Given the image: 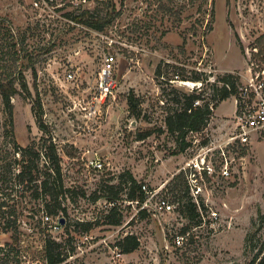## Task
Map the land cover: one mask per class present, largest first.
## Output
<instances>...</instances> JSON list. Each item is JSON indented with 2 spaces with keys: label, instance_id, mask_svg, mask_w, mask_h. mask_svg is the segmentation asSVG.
Listing matches in <instances>:
<instances>
[{
  "label": "rangeland",
  "instance_id": "rangeland-1",
  "mask_svg": "<svg viewBox=\"0 0 264 264\" xmlns=\"http://www.w3.org/2000/svg\"><path fill=\"white\" fill-rule=\"evenodd\" d=\"M84 10L93 12L94 20L110 23L95 30L74 21ZM0 18L16 32H26L33 54L32 60L20 61L32 96H14L13 125L0 98V153L14 139L26 146L51 138L62 159L65 184L74 192L87 191V197L68 202L69 235L57 226V219L51 221L53 227L45 223L39 201L29 193L18 194L20 243L30 255L41 258L44 235L51 233L57 240H71L70 260L76 264H250L264 241V143L247 146L245 153L242 146L228 150L231 173L203 183L198 201L205 203L207 222L196 227L175 198L177 192L183 194L186 178H173L197 157L200 146L193 143L182 152L176 137L160 129L167 113L177 107L175 89L191 92L202 85L179 80L177 73L203 72L209 78L199 89L200 104L214 102L212 84L220 76L229 72L242 79L248 74L246 49L264 33V0H0ZM258 42L262 45L263 35ZM110 56L114 60L108 65ZM160 63L163 77L157 78ZM106 68L117 85L104 102L96 100V112L88 117ZM69 71L75 75L71 81L65 80ZM130 94L139 99V116L129 111ZM36 98L41 99L48 132L36 122ZM233 109L231 99L219 113ZM216 121L205 132L190 134L188 141L211 138V144L225 147L235 131V114L224 120L221 130ZM129 173L149 187H164L174 212L141 213L136 204L118 198L122 225L108 224L106 215L114 205L105 197L112 196L109 185L120 191ZM125 192L119 197H126ZM95 195L103 197L95 201ZM213 210L218 213L215 223L210 218ZM83 222L92 228L85 230ZM4 223L0 217V244L15 243ZM183 227L190 234L177 247L174 235ZM132 233L140 246L122 253L117 242Z\"/></svg>",
  "mask_w": 264,
  "mask_h": 264
},
{
  "label": "trees",
  "instance_id": "trees-1",
  "mask_svg": "<svg viewBox=\"0 0 264 264\" xmlns=\"http://www.w3.org/2000/svg\"><path fill=\"white\" fill-rule=\"evenodd\" d=\"M70 15L71 13H68L67 16ZM85 16H87L86 19ZM94 17L93 12L84 10L78 16H74L73 20L84 23L95 30H102L107 23H110V21L107 23L96 21L93 19ZM23 58H28V60L33 58V54L28 48L26 32H16L11 25H5L3 18H0V98L10 125L14 124V96L21 93H24L28 98L32 96L23 63H20ZM33 72L35 74V69H33ZM155 74L157 78L163 77L162 63L158 64ZM177 79L202 84L191 92H179L175 89L174 102L177 107L172 108L167 113L164 117L165 127L160 129L163 133L167 132L174 135L178 150L184 152L193 145L194 139L188 141V136L203 132L208 128L214 113L211 104L215 108L223 100L237 95L240 76L229 72L220 76L218 81H214L215 83L212 84L214 102L207 101L202 104H200L202 98L199 89L210 83L209 78L204 76L203 72H194L190 75L179 72L177 73ZM197 101H199V104H196ZM139 104V99L134 94H130L128 97L129 111L134 116H139L141 113L138 109ZM32 109L39 127L48 132V127L43 119L44 110L40 98L33 99ZM140 138H144V135H140ZM41 140V142L34 140L23 146L14 139L11 147L0 153V217L2 222L4 218V230L13 232V242H15L0 244V264H76L70 260L74 252L70 239L60 241L53 234L45 233L40 259L36 255H30L28 248L20 243L22 239L18 224V208L15 201L18 194L23 196L29 193L31 198L39 201L46 214L45 223L53 227L55 225H52L51 221L57 219V226L64 227L68 235L71 233L72 226L68 221V202L74 201L76 196L80 198L87 197L85 189L74 192L71 187L65 184L62 159L56 144L51 138ZM210 141L211 138H205L198 145H207ZM242 150L245 153L246 147H243ZM180 177H185L184 171L177 174L173 181ZM143 184L133 174L129 173L121 180L120 191H113L117 185H109L112 196L105 197L107 200H111L114 205L106 215L108 224L122 225V211L115 202L118 198L122 201H144L146 195L142 190ZM123 190H126V197L121 198L119 193ZM183 191V194L177 192V195H175V198L181 204V211L191 222L199 225L201 222L199 207L189 195L186 180ZM100 197H103V195H95L94 200L96 201ZM200 206L203 210H207L203 201L200 202ZM62 219H64V223H62ZM82 224L87 231L92 228V224L89 222H83ZM187 229L188 227H183L182 232H186ZM246 240L249 241V235H247ZM117 246L122 253H130L138 249L140 239L136 234H126L117 242ZM253 248H255V245ZM263 253L264 241L250 264H264Z\"/></svg>",
  "mask_w": 264,
  "mask_h": 264
},
{
  "label": "built area",
  "instance_id": "built-area-1",
  "mask_svg": "<svg viewBox=\"0 0 264 264\" xmlns=\"http://www.w3.org/2000/svg\"><path fill=\"white\" fill-rule=\"evenodd\" d=\"M264 36L262 33L260 36ZM259 36V37H260ZM259 37L253 38V44L248 46L246 54L248 55V68L247 75H243L240 78V84L238 86V93L235 97L237 103V110L235 113V131L224 141L223 147L221 144L198 145V141L195 139L193 143L200 146V151L195 159H192L187 163L186 167L181 171L185 172L186 185L189 189V195L193 198L199 207L201 214V222L198 226L206 224L205 215L202 212L198 197L203 192V183L207 179H214L218 174V177H227L230 175L231 162L227 156L228 150L238 148V146L246 147L253 143H264V45L259 41ZM260 43V44H259ZM114 60L113 56L107 57L108 65ZM108 69H104L100 76L97 95L90 101L88 117H93L96 112V100L104 102L109 96L112 90L116 87L117 82L112 78ZM110 70V69H109ZM74 73L72 71L65 74V80L71 81L74 79ZM199 104V101L196 102ZM83 109H88L86 106H82ZM93 108L95 111H93ZM213 108V104H211ZM205 129L203 132H205ZM229 148V149H228ZM188 150V149H187ZM200 157V159H198ZM94 166L102 167V163L98 161H92ZM180 171V172H181ZM142 190L145 192V199L142 202L138 200L128 201L130 204H136L139 211L145 212L153 210L163 214L172 213L175 210V204L171 198L163 194L164 187L152 188L146 183L142 185ZM211 220L215 223L218 219V213L214 210L211 212ZM189 231L177 233L174 235V243L177 247H182L188 240Z\"/></svg>",
  "mask_w": 264,
  "mask_h": 264
},
{
  "label": "crops",
  "instance_id": "crops-1",
  "mask_svg": "<svg viewBox=\"0 0 264 264\" xmlns=\"http://www.w3.org/2000/svg\"><path fill=\"white\" fill-rule=\"evenodd\" d=\"M233 100L234 101V109H233V112H226V113H222V114H220L219 112V110H220V108H221V105L223 104V103H225L226 101H228V100ZM236 110H237V103H236V99H235V97L234 96H231V97H229V98H227V99H225V100H223L222 102H220L219 104H218V106H216L215 108H214V113H213V115H212V119H211V121H213V120H217L216 122H217V124H218V130H221L222 128H223V122H225L226 120H227V118H230V117H232L235 113H236ZM225 120V121H224ZM210 121V122H211Z\"/></svg>",
  "mask_w": 264,
  "mask_h": 264
},
{
  "label": "bare ground",
  "instance_id": "bare-ground-1",
  "mask_svg": "<svg viewBox=\"0 0 264 264\" xmlns=\"http://www.w3.org/2000/svg\"><path fill=\"white\" fill-rule=\"evenodd\" d=\"M187 85H194L192 82H185Z\"/></svg>",
  "mask_w": 264,
  "mask_h": 264
},
{
  "label": "water",
  "instance_id": "water-1",
  "mask_svg": "<svg viewBox=\"0 0 264 264\" xmlns=\"http://www.w3.org/2000/svg\"><path fill=\"white\" fill-rule=\"evenodd\" d=\"M61 221H62V223H64V219H62Z\"/></svg>",
  "mask_w": 264,
  "mask_h": 264
}]
</instances>
